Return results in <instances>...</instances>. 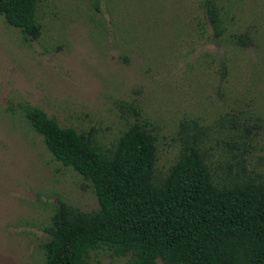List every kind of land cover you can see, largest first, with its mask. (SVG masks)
Here are the masks:
<instances>
[{"label":"rangeland","instance_id":"1","mask_svg":"<svg viewBox=\"0 0 264 264\" xmlns=\"http://www.w3.org/2000/svg\"><path fill=\"white\" fill-rule=\"evenodd\" d=\"M215 1L226 26L220 39L208 0H38V40L0 17V264H44L60 201L99 208L84 179L32 129L26 107L63 128L93 131L104 150L135 108L158 137V176L179 158L182 124L189 133L197 124L214 174L243 156L264 176V0ZM127 261L91 253V264Z\"/></svg>","mask_w":264,"mask_h":264},{"label":"trees","instance_id":"2","mask_svg":"<svg viewBox=\"0 0 264 264\" xmlns=\"http://www.w3.org/2000/svg\"><path fill=\"white\" fill-rule=\"evenodd\" d=\"M38 0H0V17L38 40ZM207 14L216 39L226 26L215 0ZM135 117L110 149L93 131L63 128L44 110L25 117L56 160L78 173L99 208L83 212L60 201L43 243L44 264H91V253L108 250L127 264H264V176L233 157L230 172L214 174L203 131L189 133L164 176L157 174L158 137L150 121ZM235 167V171H232Z\"/></svg>","mask_w":264,"mask_h":264}]
</instances>
